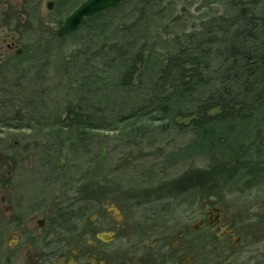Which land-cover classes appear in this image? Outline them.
I'll list each match as a JSON object with an SVG mask.
<instances>
[{
	"label": "rangeland",
	"instance_id": "374dc122",
	"mask_svg": "<svg viewBox=\"0 0 264 264\" xmlns=\"http://www.w3.org/2000/svg\"><path fill=\"white\" fill-rule=\"evenodd\" d=\"M49 1H54L51 10ZM56 2L0 0V105L8 100L16 107L11 113L36 108L34 113H26L29 118L24 119L27 126L23 130L0 125V242L4 249L19 235L17 231L29 228L32 217L49 219L71 211L83 187L94 192L92 199L107 197L124 204L126 196L155 192L160 184L177 180L185 172L212 167L206 157L171 158L181 154L191 139L173 124L142 120L137 129H129L125 125L135 123L134 118L127 124L117 121L142 104L159 65L180 48L187 34L231 14L230 0L153 2L151 13L142 21L139 39L127 42L129 53L140 49L146 64L139 79L124 87L119 86L123 59H114V49L121 40L120 27L138 16L137 6L132 2L124 5L110 15V25L104 29L83 27L61 38V20L79 3L62 14ZM10 43L12 50L8 49ZM19 49L24 54L16 58ZM36 49L44 55L39 56ZM81 97L103 109L110 127L84 134L49 129L48 120L64 119L68 108L78 105ZM224 181L229 184L223 190L214 181L205 183L206 200L211 192L222 193L218 197H223L224 204L245 211L244 223L253 230V242L260 240L254 245V255L259 256L253 263L264 264V174ZM125 208L127 213H137L134 203Z\"/></svg>",
	"mask_w": 264,
	"mask_h": 264
},
{
	"label": "trees",
	"instance_id": "16d2710c",
	"mask_svg": "<svg viewBox=\"0 0 264 264\" xmlns=\"http://www.w3.org/2000/svg\"><path fill=\"white\" fill-rule=\"evenodd\" d=\"M81 1L57 0L56 3L64 14L66 8ZM155 1L125 0L119 7L86 20L79 28L104 29L110 25L108 18L124 5L132 2L137 6L138 16L120 27L121 40L115 43L114 59L124 60L119 68L120 87L133 85L146 64L140 49L129 53L127 42L130 38L136 42L141 35L142 21L151 13ZM230 5L229 16L216 17L206 22L201 31L186 35L180 48L159 65L142 104L117 121L127 124L134 118L135 123L125 125L129 129H137L142 120L164 121L191 136L181 154L171 158L206 157L212 167L202 172L191 170L177 180L167 181L172 188L182 182L214 181L223 190L224 184H229L225 179L264 174V0H230ZM40 53L39 56L44 55ZM80 101L68 108L64 119L48 120L49 129H74L84 134L110 127L100 106L88 98L81 97ZM15 108L8 100L0 105V125L23 130L29 118L26 113L32 114L36 108L11 113ZM79 191L83 196L91 192L85 187Z\"/></svg>",
	"mask_w": 264,
	"mask_h": 264
},
{
	"label": "flooded vegetation",
	"instance_id": "af4514ba",
	"mask_svg": "<svg viewBox=\"0 0 264 264\" xmlns=\"http://www.w3.org/2000/svg\"><path fill=\"white\" fill-rule=\"evenodd\" d=\"M160 186L126 196L124 204L112 200L110 207L107 197L79 192L71 211L32 217L5 249L0 242V264H257L260 240L253 242L244 210L224 204L222 193L206 200L204 182ZM129 203L137 213H127Z\"/></svg>",
	"mask_w": 264,
	"mask_h": 264
},
{
	"label": "water",
	"instance_id": "95a60500",
	"mask_svg": "<svg viewBox=\"0 0 264 264\" xmlns=\"http://www.w3.org/2000/svg\"><path fill=\"white\" fill-rule=\"evenodd\" d=\"M125 0H83L69 15L61 20L58 31L60 37H66L76 32L86 20L104 13L107 10L118 7ZM54 1L47 3L48 9L53 8ZM17 54H21L19 49Z\"/></svg>",
	"mask_w": 264,
	"mask_h": 264
}]
</instances>
